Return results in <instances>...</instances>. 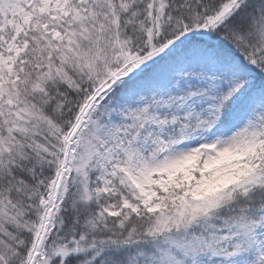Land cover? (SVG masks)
Listing matches in <instances>:
<instances>
[{"label": "snow or ice", "instance_id": "obj_1", "mask_svg": "<svg viewBox=\"0 0 264 264\" xmlns=\"http://www.w3.org/2000/svg\"><path fill=\"white\" fill-rule=\"evenodd\" d=\"M0 264H264V0H0Z\"/></svg>", "mask_w": 264, "mask_h": 264}]
</instances>
